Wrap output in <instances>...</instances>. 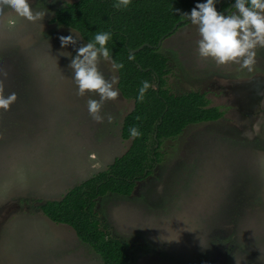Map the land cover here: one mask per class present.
Wrapping results in <instances>:
<instances>
[{"label":"rangeland","instance_id":"rangeland-1","mask_svg":"<svg viewBox=\"0 0 264 264\" xmlns=\"http://www.w3.org/2000/svg\"><path fill=\"white\" fill-rule=\"evenodd\" d=\"M77 1L30 0L47 12L36 22L0 12V80L5 95L16 94L0 109V264H103L72 228L39 209L107 170L130 146L121 127L132 101L119 91L97 123L86 101L98 97L76 95L67 68L74 50L61 49L59 38L82 37L53 19ZM197 39L189 23L163 42L169 85L178 94L205 93L224 116L165 141L163 162L134 196L109 195L97 208L132 245L133 264H264V48L248 71L199 58ZM99 70L118 79L107 61Z\"/></svg>","mask_w":264,"mask_h":264},{"label":"trees","instance_id":"trees-1","mask_svg":"<svg viewBox=\"0 0 264 264\" xmlns=\"http://www.w3.org/2000/svg\"><path fill=\"white\" fill-rule=\"evenodd\" d=\"M197 2L131 0L127 8L118 9L113 7L114 0H78L65 3L53 19V23L78 32L85 42L98 31L112 32L107 47L113 58L124 65L117 71V88L134 105L121 127V138L130 142L128 150L107 170L72 188L61 200L39 205L49 220L72 228L103 264H133L132 245L114 233L98 210V202L109 195L134 196L138 185L153 176L156 166L163 162L161 150L165 141L177 139L191 125L214 122L224 116L219 107L211 106L205 93L178 94L172 90L168 80L170 59L161 47L157 48L185 20L181 14ZM187 24H180L178 29ZM145 44L151 47L131 54ZM144 80L153 87L147 90L143 102H138V89ZM131 127L140 130L138 138L130 137Z\"/></svg>","mask_w":264,"mask_h":264},{"label":"clouds","instance_id":"clouds-1","mask_svg":"<svg viewBox=\"0 0 264 264\" xmlns=\"http://www.w3.org/2000/svg\"><path fill=\"white\" fill-rule=\"evenodd\" d=\"M131 0H114V8H127ZM221 0H198L195 6L181 15L186 22L195 26L198 39L196 40V54L204 60H211L217 66L229 63L237 64L240 69L252 70L256 63L257 49L264 48V0H233L230 7L218 10ZM10 10L16 17L29 22L41 21L47 12L34 10L30 0H0V12ZM9 26L14 24L8 21ZM111 31L96 32L85 43L71 31L67 36H61V49L69 45L73 47L67 68L71 70V79L76 86V95L83 97L94 93L97 98L89 96L86 105L89 115L97 123L104 121L101 110L106 101L115 100L119 96L117 77L106 79L99 70L101 60L111 64L113 70H120L123 63L117 62L107 47L112 37ZM129 59H133L129 56ZM153 87L144 80L138 89L137 101L143 102L147 90ZM16 100L14 92L4 94V82L0 80V109L7 110ZM109 123L113 117L107 116ZM132 138L141 135L137 127L129 129ZM249 138H251L249 136Z\"/></svg>","mask_w":264,"mask_h":264},{"label":"water","instance_id":"water-1","mask_svg":"<svg viewBox=\"0 0 264 264\" xmlns=\"http://www.w3.org/2000/svg\"><path fill=\"white\" fill-rule=\"evenodd\" d=\"M230 6H231V5H230ZM230 6H229V7H230ZM182 23H186V21L184 20V21L178 23V24L174 27V29L171 31V34H174V33L177 31V29H178V27L180 26V24H182ZM163 40H164V39H163ZM163 40H161V41L159 42L157 48H159V47L162 46V44H163V42H164ZM145 47H151V46L148 45V44H145V45L141 46L140 48H138V49H136V50H133V51L131 52V54L134 55V54L140 52L141 50H143Z\"/></svg>","mask_w":264,"mask_h":264}]
</instances>
